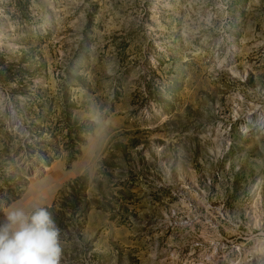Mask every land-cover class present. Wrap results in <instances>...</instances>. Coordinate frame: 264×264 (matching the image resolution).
Listing matches in <instances>:
<instances>
[{"label": "rangeland", "instance_id": "1", "mask_svg": "<svg viewBox=\"0 0 264 264\" xmlns=\"http://www.w3.org/2000/svg\"><path fill=\"white\" fill-rule=\"evenodd\" d=\"M260 119L264 0H0V218L61 264H264Z\"/></svg>", "mask_w": 264, "mask_h": 264}, {"label": "clouds", "instance_id": "2", "mask_svg": "<svg viewBox=\"0 0 264 264\" xmlns=\"http://www.w3.org/2000/svg\"><path fill=\"white\" fill-rule=\"evenodd\" d=\"M61 228L49 208L12 206L0 218V264H61Z\"/></svg>", "mask_w": 264, "mask_h": 264}, {"label": "bare ground", "instance_id": "3", "mask_svg": "<svg viewBox=\"0 0 264 264\" xmlns=\"http://www.w3.org/2000/svg\"><path fill=\"white\" fill-rule=\"evenodd\" d=\"M13 112V124L14 125H19V122L18 120L15 118V115H14V111ZM263 120V119H262ZM261 119L259 120L260 124L264 127V121H262Z\"/></svg>", "mask_w": 264, "mask_h": 264}]
</instances>
